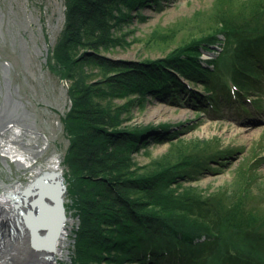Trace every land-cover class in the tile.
<instances>
[{"label": "trees", "instance_id": "16d2710c", "mask_svg": "<svg viewBox=\"0 0 264 264\" xmlns=\"http://www.w3.org/2000/svg\"><path fill=\"white\" fill-rule=\"evenodd\" d=\"M64 3L65 25L50 51L53 65L49 63V67L72 80L68 91L71 109L63 120L70 139L64 157L70 204L65 207L75 211L80 223L73 232L72 264H142L147 259L152 264L163 260L236 264L223 245L224 237L232 230L244 237L242 225H247L250 211L246 205L255 200L252 186L242 178L238 193L232 196L220 192L204 195L202 190L182 187L186 180H197L193 177L197 171L210 170L212 161L223 162L215 142L183 145L177 138L163 158L145 167L136 165L132 154L138 148L147 147L150 139L164 142L173 134L167 132L168 125L160 127L164 132L150 126L140 131L122 129V114L148 97L177 102L185 92L197 104L205 103L214 110L241 100L245 109L246 95L255 88L264 90L259 83L264 75V49L259 44L264 42V0H222L220 15L202 32L211 30L217 35L184 40L173 51H164L161 58L138 63L113 60L102 52L110 53L122 42L131 46L123 40L126 33L119 38L112 29L123 31L141 17L148 0ZM217 43L223 53L213 60H200ZM84 66L100 69L102 75L96 77L102 80L85 75ZM80 75L83 78L77 81ZM234 80L239 85L237 100L229 99L228 94V81ZM197 88L202 95L193 91ZM116 97L128 101L114 109ZM258 102H252L255 108L260 106ZM263 204L261 199L259 206ZM240 235L239 252L258 255L253 264H264L263 237L258 243L248 235L242 242ZM198 246L206 248L197 253Z\"/></svg>", "mask_w": 264, "mask_h": 264}, {"label": "rangeland", "instance_id": "374dc122", "mask_svg": "<svg viewBox=\"0 0 264 264\" xmlns=\"http://www.w3.org/2000/svg\"><path fill=\"white\" fill-rule=\"evenodd\" d=\"M148 1L141 17H136L123 31L112 29L119 38L123 36L122 32L126 33L123 40L130 42L131 46L122 42V46L118 45L110 53L102 52L103 56L126 63L161 58L184 40L199 39L203 29L213 24L223 9L222 0ZM65 11L64 0H0V122L14 121L10 124H20L22 127L19 138L6 132L3 138L7 143L3 145L13 146L23 152H27V144L30 147L45 146V151L36 157L35 164L29 168L19 167L10 157L4 158L0 150V194L4 193V187L18 184L25 188L35 179L38 169L42 173L50 171V159L53 156L59 158V168L64 176L68 171L64 157L69 150L70 139L63 120L71 109L68 91L72 80L49 67V63L53 65L50 51L58 44L64 29ZM210 31L204 35H217L216 31ZM259 44L264 49V42ZM233 48L237 49V46L233 45ZM222 51L220 44H214L211 50L202 54L200 60L218 58ZM84 69L85 75L92 80H102L96 77L102 75L100 69L93 66H84ZM250 72H253V67ZM82 78L80 75L77 81ZM259 83L264 84L263 74ZM228 84L230 87L239 86L235 80L228 81ZM8 91L10 97H7ZM185 96L183 94V99ZM246 96L244 110L240 105L242 100L234 107L224 105L213 112L206 106L195 107L187 101L165 102L148 97L141 105L135 104L129 108V112L122 114V129L140 131L150 126L159 129L158 132H164L160 127L168 125L170 129L167 132L173 134L164 142L157 143L150 139L147 147L138 148L132 154L136 165L145 167L163 158L171 152L170 142L177 138L184 141L183 145L195 141L215 142L223 153V162L212 161L210 170L196 168L199 171L193 177L197 180H186L182 187L202 190L204 195L220 192L221 196H232L238 193L242 178L252 186L255 200L246 205L250 211L246 214L247 225H242L244 237L235 230L224 237L226 241L223 245L236 264H253L259 258L258 255L250 257L239 252L242 245L239 235L242 242L248 235L258 239V243L261 237L264 239V204L259 206L261 199L264 203V90L255 88ZM114 101L118 105L114 109H117L128 100L116 97ZM250 101H260L259 108L251 105ZM2 110H5L3 116ZM234 203L236 200L233 198ZM66 204H70L68 195ZM66 212L71 221L66 223L67 236L63 243L65 256L59 260V264H72L71 255L75 244L73 232L80 225L74 210L66 208ZM205 248L198 246L196 251L199 253ZM174 262L163 260L158 264L177 263ZM125 264L141 263L129 261ZM142 264L152 263L147 259Z\"/></svg>", "mask_w": 264, "mask_h": 264}, {"label": "water", "instance_id": "95a60500", "mask_svg": "<svg viewBox=\"0 0 264 264\" xmlns=\"http://www.w3.org/2000/svg\"><path fill=\"white\" fill-rule=\"evenodd\" d=\"M68 186L63 171L43 172L25 188L10 194L23 233L30 247L41 252V259L52 261L66 223L70 221L65 202ZM16 224V223H15Z\"/></svg>", "mask_w": 264, "mask_h": 264}, {"label": "bare ground", "instance_id": "6f19581e", "mask_svg": "<svg viewBox=\"0 0 264 264\" xmlns=\"http://www.w3.org/2000/svg\"><path fill=\"white\" fill-rule=\"evenodd\" d=\"M7 97H10L9 91ZM4 114L5 110H2L1 116ZM20 116L18 115V117ZM10 123H14V121L0 124V150L4 158L10 157L19 167L29 168L35 164L36 157L45 151V146L30 147L27 144L28 147H25L27 152H23L16 150L13 146L3 145L5 142L3 137L6 132H10L16 138H19L22 134L20 124L15 126V124ZM49 167L51 172L61 170L57 156H53L50 159ZM41 175L42 170L38 169L36 177ZM22 189L21 185L17 184L11 187H4V193L0 194V264H59V260L65 256L63 253V243L66 240L67 231L62 235L52 261L47 262L42 260L41 255L43 254L30 247L29 237L22 230L23 223L20 220V225H17L19 222L15 219L17 218V210H15L14 203L9 195Z\"/></svg>", "mask_w": 264, "mask_h": 264}]
</instances>
